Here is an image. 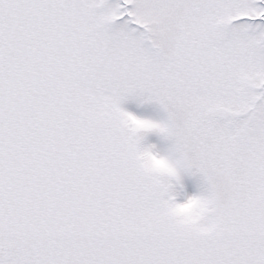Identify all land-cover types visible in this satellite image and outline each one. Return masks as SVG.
<instances>
[{"label":"snow or ice","instance_id":"snow-or-ice-1","mask_svg":"<svg viewBox=\"0 0 264 264\" xmlns=\"http://www.w3.org/2000/svg\"><path fill=\"white\" fill-rule=\"evenodd\" d=\"M0 264H264V0H0Z\"/></svg>","mask_w":264,"mask_h":264}]
</instances>
